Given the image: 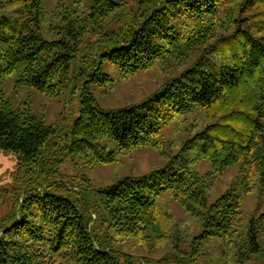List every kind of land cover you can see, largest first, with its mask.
Masks as SVG:
<instances>
[{"label": "trees", "instance_id": "16d2710c", "mask_svg": "<svg viewBox=\"0 0 264 264\" xmlns=\"http://www.w3.org/2000/svg\"><path fill=\"white\" fill-rule=\"evenodd\" d=\"M155 68L168 77L139 102L105 108L94 95ZM7 80L68 92L78 113L49 123L0 89V150L17 157L0 185V264H190L211 245L244 264L261 252L264 0H0ZM148 147L162 165L105 185L62 172ZM155 247L159 259L134 253Z\"/></svg>", "mask_w": 264, "mask_h": 264}, {"label": "rangeland", "instance_id": "374dc122", "mask_svg": "<svg viewBox=\"0 0 264 264\" xmlns=\"http://www.w3.org/2000/svg\"><path fill=\"white\" fill-rule=\"evenodd\" d=\"M128 5H133L135 0H125ZM106 69L114 71L113 65L108 64ZM115 83L106 88L96 87L94 95L99 104L105 108L120 107L131 103L139 102L150 93H152L166 78L168 74L161 73L157 68L150 71L141 72L135 76L122 78L115 74ZM4 91V96L11 99L14 104L19 105L28 103L31 112L39 117L45 116L49 123L72 124V120L78 113V99L76 96H70L64 92L60 98L48 99L43 94L36 93L31 88L17 87L13 80H7L4 85L0 86ZM2 92H0L1 96ZM174 129H167L166 133H173ZM164 159L152 148H141L133 152L124 154L118 164H99L86 170H79L72 162L68 161L62 167V172L66 176L86 173L97 185H105L118 179L126 174H140L150 170L153 167L162 165ZM17 167V157L14 152L0 150V185H6L11 182L10 174ZM207 168L202 166V170ZM226 181L232 180V173L225 175ZM257 198L248 197L246 199L248 209L251 210ZM177 218L181 219L184 213L181 209L176 208ZM183 225V223H182ZM206 246V245H205ZM262 250L244 264H264V241L261 243ZM158 248V249H157ZM135 254L147 255L153 259H159L165 249L162 247L143 249H134ZM190 264H240L235 263L229 258L228 253L220 254L216 247H206L201 251L195 260Z\"/></svg>", "mask_w": 264, "mask_h": 264}]
</instances>
